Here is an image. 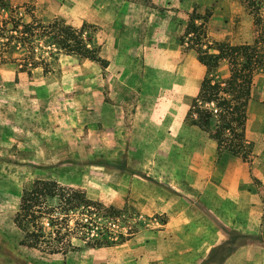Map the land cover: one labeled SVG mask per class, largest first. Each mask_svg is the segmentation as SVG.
<instances>
[{
  "label": "rangeland",
  "instance_id": "1",
  "mask_svg": "<svg viewBox=\"0 0 264 264\" xmlns=\"http://www.w3.org/2000/svg\"><path fill=\"white\" fill-rule=\"evenodd\" d=\"M3 1L2 22L34 16L77 29L86 25L84 37L91 36L103 61L65 52L51 57L56 49L47 39L36 52L54 71L44 73L39 66L29 73L24 52L11 55L7 38L0 37V55L7 56L0 58V264H264V67L253 78L246 147L239 154L220 150L236 156L235 173L214 179L216 185L197 200L186 192L174 194L173 206L184 211L180 217L133 203L115 206L123 241L91 246L73 238L78 248L54 254L22 245L23 233L14 221L23 190L36 178L82 190L88 185L92 194H100L105 173L94 162L125 161L122 155L106 159L107 149L118 146L102 132L103 123L111 124L106 104L116 98L119 76L117 66L109 69L108 52L168 44L197 56L186 36L193 19L204 26L205 43H253L260 33L257 13L264 26V0H253L260 7L253 11L245 0ZM219 73L229 75L226 60Z\"/></svg>",
  "mask_w": 264,
  "mask_h": 264
},
{
  "label": "crops",
  "instance_id": "2",
  "mask_svg": "<svg viewBox=\"0 0 264 264\" xmlns=\"http://www.w3.org/2000/svg\"><path fill=\"white\" fill-rule=\"evenodd\" d=\"M107 57L109 69L117 66L119 76L116 98L106 104L111 124H102V132L118 146L107 149L106 159L122 155L127 169L102 165L100 194H92L88 185L82 188L109 206L133 203L180 217L184 211L173 206L174 194L186 192L197 200L216 185L214 179L225 180L236 171V156L220 151L206 131L188 122L205 67L194 53L168 44L112 50Z\"/></svg>",
  "mask_w": 264,
  "mask_h": 264
},
{
  "label": "trees",
  "instance_id": "3",
  "mask_svg": "<svg viewBox=\"0 0 264 264\" xmlns=\"http://www.w3.org/2000/svg\"><path fill=\"white\" fill-rule=\"evenodd\" d=\"M245 2L252 11L260 8L253 0ZM6 6L7 3L0 0V8ZM255 20L260 33L253 43H205L204 26L198 25L195 19L190 21L186 31L198 60L206 69L199 93L192 99L188 119L206 131L220 150L226 148L234 154L242 153L246 147L247 107L253 78L255 72L264 67V26L258 13ZM85 28L83 25L77 29L59 19L46 23L34 16L27 22L10 18L0 21V37L7 38L4 45H10L11 55L20 50L24 52L23 65L29 73L39 66L44 73H49L54 71L51 63L36 52L42 40L49 39L50 46L56 49L51 51V57L65 52L103 61L91 36L84 37ZM0 58L5 61L7 56L2 54ZM225 60L229 63V75L221 77L219 70ZM94 164L127 169L126 161H96ZM118 212L114 206L88 198L82 189L63 187L55 180L38 177L31 187L23 190L14 221L23 233L22 245L51 254L68 253L79 247L73 238L85 240L91 246L123 241L124 233L113 227Z\"/></svg>",
  "mask_w": 264,
  "mask_h": 264
},
{
  "label": "built area",
  "instance_id": "4",
  "mask_svg": "<svg viewBox=\"0 0 264 264\" xmlns=\"http://www.w3.org/2000/svg\"><path fill=\"white\" fill-rule=\"evenodd\" d=\"M117 224H113V227L116 228Z\"/></svg>",
  "mask_w": 264,
  "mask_h": 264
}]
</instances>
